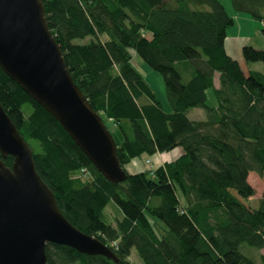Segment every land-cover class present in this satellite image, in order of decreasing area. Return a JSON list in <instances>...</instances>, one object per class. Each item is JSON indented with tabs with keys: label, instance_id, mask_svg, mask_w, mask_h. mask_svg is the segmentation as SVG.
Here are the masks:
<instances>
[{
	"label": "trees",
	"instance_id": "1",
	"mask_svg": "<svg viewBox=\"0 0 264 264\" xmlns=\"http://www.w3.org/2000/svg\"><path fill=\"white\" fill-rule=\"evenodd\" d=\"M68 71L117 144L125 179L108 180L61 124L0 67V102L33 151L64 216L118 256L115 262L54 243L48 264H264V73L226 50L234 18L220 0H43ZM264 21V0H231ZM264 35V26L262 29ZM131 51L161 74L167 112ZM248 62L264 49L245 45ZM218 77L219 86L215 87ZM212 91L217 105H208ZM205 111L192 119V109ZM110 126L115 127V132ZM183 149L154 171L142 156ZM0 158L1 154H0ZM11 167L13 157L3 159ZM115 210V224L107 208ZM187 216H186V215Z\"/></svg>",
	"mask_w": 264,
	"mask_h": 264
},
{
	"label": "water",
	"instance_id": "2",
	"mask_svg": "<svg viewBox=\"0 0 264 264\" xmlns=\"http://www.w3.org/2000/svg\"><path fill=\"white\" fill-rule=\"evenodd\" d=\"M0 67L61 124L108 180L125 179L116 141L71 77L43 0H0ZM0 154L13 157L11 167L0 158V264H48V243L119 262L110 247L64 216L1 102Z\"/></svg>",
	"mask_w": 264,
	"mask_h": 264
},
{
	"label": "rangeland",
	"instance_id": "3",
	"mask_svg": "<svg viewBox=\"0 0 264 264\" xmlns=\"http://www.w3.org/2000/svg\"><path fill=\"white\" fill-rule=\"evenodd\" d=\"M224 6L226 7L227 11L231 14L234 18V24L228 28L227 30V37L226 43L228 46V50L230 53H234L236 55V51L239 48L241 58L239 61L242 69L248 73L251 69H257L264 73V62H248L243 57L242 53V44L240 45V41L245 40L246 37H249V43L251 46L257 47H264V35L262 32L264 21H257L249 14L237 12L234 10L232 6L231 0H220ZM247 42V43H248ZM245 43V42H243ZM242 47V48H241ZM259 49V48H258ZM132 61L135 67L139 70V72L143 75L149 85L153 88L156 93L158 100L162 103L164 109L169 112L170 104L167 99L166 89L163 77L157 71L151 69L141 58H139L134 51H131ZM236 57V56H235ZM237 60V58H235ZM218 79V77H217ZM216 98L213 95L212 91L208 92V105L212 106L215 104ZM189 116L192 119H204L205 118V111L201 108L192 109L189 113ZM111 129L115 132V127L110 126ZM183 154L182 148H177L170 152L165 153H157L153 157L149 156H142L138 159H134L130 164L129 168L130 171L133 173L141 172L145 170L154 171L159 167H163L165 163L175 160V158L181 156ZM129 171V172H130ZM131 172V173H132ZM249 182L256 190V195L252 197L251 204L253 206L257 205V199L262 196L264 191V177L259 176L257 173H251L249 176ZM107 216L115 224L114 217H115V210L112 207H108ZM186 215V214H185ZM117 216V215H116ZM187 216V215H186ZM264 255V249L261 251ZM129 260L134 264H142L141 259L137 256L135 250H132Z\"/></svg>",
	"mask_w": 264,
	"mask_h": 264
},
{
	"label": "crops",
	"instance_id": "4",
	"mask_svg": "<svg viewBox=\"0 0 264 264\" xmlns=\"http://www.w3.org/2000/svg\"><path fill=\"white\" fill-rule=\"evenodd\" d=\"M249 41V37H246L245 38V40H243V41H240V45L242 44V47L243 46H245V45H250V43L248 42ZM227 42V41H226ZM243 42H245V43H243ZM248 42V43H247ZM226 45V50H227V52L233 57V58H237V60H240V58H241V55H240V51H239V48H238V50L236 51V55H233L232 53H230V51L228 50V46H227V43L225 44ZM241 47V48H242ZM257 48H259V49H264V47H257ZM236 56V57H235ZM254 70H257V69H254ZM259 71V70H258ZM262 72V71H261ZM219 86V80L217 79V77L215 78V87H218ZM217 105V101L215 102V104H213L212 105V107H215ZM178 158V157H177ZM177 158H175V159H177ZM174 160V159H173ZM130 166L128 165L127 166V169H128V171H130V168H129ZM130 172H132V171H130ZM140 172V171H139ZM133 173V172H132Z\"/></svg>",
	"mask_w": 264,
	"mask_h": 264
}]
</instances>
